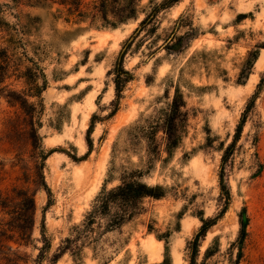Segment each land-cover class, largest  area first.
Here are the masks:
<instances>
[{
    "label": "rangeland",
    "instance_id": "rangeland-1",
    "mask_svg": "<svg viewBox=\"0 0 264 264\" xmlns=\"http://www.w3.org/2000/svg\"><path fill=\"white\" fill-rule=\"evenodd\" d=\"M162 1L0 0V47L46 81L40 97L29 98L38 106L33 119L0 98L2 196L35 189L34 147L50 151L43 173L51 205L45 208L46 192L35 189L34 245L24 249L36 258L44 218L49 247L42 264H189L199 217L224 205L221 156L243 113L225 165L228 208L200 241L196 263L264 264V61L257 62L264 48L250 75L239 77L249 51L264 45V0H179L168 7ZM179 38L181 45L169 48ZM122 53L131 79L118 98ZM9 70L3 85L25 90ZM176 90L185 116L180 142L167 152L159 123ZM125 177L162 185L165 195L145 198L142 212L117 229L95 227L97 240L83 244L79 259L65 252L52 261L101 188ZM242 207L249 221L239 241Z\"/></svg>",
    "mask_w": 264,
    "mask_h": 264
},
{
    "label": "trees",
    "instance_id": "trees-1",
    "mask_svg": "<svg viewBox=\"0 0 264 264\" xmlns=\"http://www.w3.org/2000/svg\"><path fill=\"white\" fill-rule=\"evenodd\" d=\"M134 1L136 2L137 0H133V2ZM178 1L179 0H163L159 5L168 7ZM144 22L145 19L141 21V23ZM181 40L182 38H179L177 43L169 48H177L181 45ZM262 48H264V45L257 46L255 50H251L247 54L239 75V77L242 78V82L250 75L252 67L259 56V50ZM123 55L124 53L119 57V65L118 69H116V77L114 78V90L118 98L120 97L124 84L131 79L129 71L125 70L122 66ZM10 68L16 72L17 77L23 79L22 82L26 86L25 90L9 89L7 84L3 85L8 77L7 74ZM39 80H41V83H39ZM263 80L264 78L262 77L260 82H263ZM260 82L258 83V87L260 86ZM45 87L46 81L44 75L39 72L37 67L33 65L24 66L22 63L17 62L14 63L8 50L0 47V98H6L10 105L19 107L23 113L30 115L33 119L38 112V106L37 103L30 101L29 98H39ZM254 98L255 94L250 98V102H253ZM184 104L182 94L179 90H176L169 107L162 115L161 123H159L161 131L165 136V147L167 152L177 147L180 142L181 126L185 116L183 110ZM116 110L117 107L115 106L110 114H114ZM93 118L94 115L91 117L90 124L86 130L88 151L91 150L92 144L90 136L94 126ZM245 121L246 115L243 113L236 125L232 140L226 145L221 156L219 188L220 195L224 198V205L220 211L212 217H199L201 224L188 246L189 264H197L196 257L200 241L204 238L208 229L224 215L228 208L230 190L224 179L225 165L228 158L233 153L234 145L240 137ZM147 138L154 139V135H148ZM34 148H36L34 149V151L36 150V159L33 164L31 182L34 184L35 189L40 188L46 192L48 200L45 208H47L51 205L50 189L45 181L43 169L45 159L50 151H44L40 143ZM88 151L86 153H88ZM154 151H156V149ZM86 153L82 157H75V155L70 156L74 160L78 158L82 159L85 157ZM26 178L27 181L29 177L27 176ZM35 189L21 188L18 190L15 197L12 198L9 196H2L0 192V264H42L44 252L49 247L45 237L44 218L40 227L42 245L38 248L39 253L36 258L33 259L24 251L26 247L34 245L32 244V233L35 223ZM164 195V186L159 184L151 185L136 178H121L118 184L110 188H107L105 184L93 199L90 210L87 211L82 222L73 225L72 233L62 240L57 252L53 254L52 261H56L59 255L65 252H70L75 259H79L83 244L91 241L95 242L97 240L96 235H94L95 227L101 228L104 232L117 229L142 212L143 200L145 198L159 199ZM13 199H15V201H13ZM248 221L249 218L246 209L242 207L238 213L239 241H241L246 234ZM157 237L159 238V236ZM164 243L165 250L168 251V241L164 239ZM163 261L157 264H162Z\"/></svg>",
    "mask_w": 264,
    "mask_h": 264
},
{
    "label": "bare ground",
    "instance_id": "bare-ground-1",
    "mask_svg": "<svg viewBox=\"0 0 264 264\" xmlns=\"http://www.w3.org/2000/svg\"><path fill=\"white\" fill-rule=\"evenodd\" d=\"M263 61H264V55L262 54V55L258 58L257 62L262 63Z\"/></svg>",
    "mask_w": 264,
    "mask_h": 264
}]
</instances>
